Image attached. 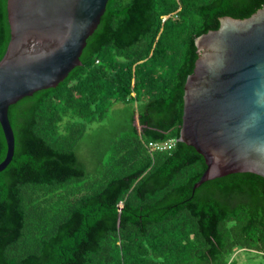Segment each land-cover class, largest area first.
<instances>
[{
    "label": "trees",
    "instance_id": "16d2710c",
    "mask_svg": "<svg viewBox=\"0 0 264 264\" xmlns=\"http://www.w3.org/2000/svg\"><path fill=\"white\" fill-rule=\"evenodd\" d=\"M264 0H109L56 87L10 105L0 172V264H233L264 255V177L202 183L178 141L196 37ZM0 0V60L10 38ZM115 120L96 138L92 125ZM175 140L165 151L152 143ZM86 148L83 153V148ZM6 142L0 126V162Z\"/></svg>",
    "mask_w": 264,
    "mask_h": 264
},
{
    "label": "water",
    "instance_id": "95a60500",
    "mask_svg": "<svg viewBox=\"0 0 264 264\" xmlns=\"http://www.w3.org/2000/svg\"><path fill=\"white\" fill-rule=\"evenodd\" d=\"M109 0H7L10 38L0 60V126L11 162L8 108L54 88L81 65L87 38ZM197 58L183 87L178 141L200 154L194 184L234 173L264 177V4L244 19L224 16L194 40Z\"/></svg>",
    "mask_w": 264,
    "mask_h": 264
},
{
    "label": "rangeland",
    "instance_id": "374dc122",
    "mask_svg": "<svg viewBox=\"0 0 264 264\" xmlns=\"http://www.w3.org/2000/svg\"><path fill=\"white\" fill-rule=\"evenodd\" d=\"M113 118L108 117L99 124L92 125V132L96 138L100 136L108 135L111 130L112 125L115 123ZM86 148H83V153H85ZM234 260L233 264H264V255L248 250H238L234 253L232 258Z\"/></svg>",
    "mask_w": 264,
    "mask_h": 264
},
{
    "label": "built area",
    "instance_id": "2783aa9c",
    "mask_svg": "<svg viewBox=\"0 0 264 264\" xmlns=\"http://www.w3.org/2000/svg\"><path fill=\"white\" fill-rule=\"evenodd\" d=\"M175 140L170 139L164 142L152 143L150 145L151 150L165 151L169 150L174 146Z\"/></svg>",
    "mask_w": 264,
    "mask_h": 264
}]
</instances>
